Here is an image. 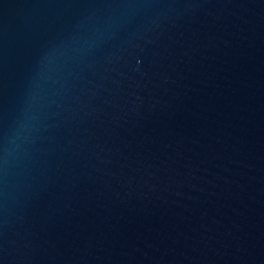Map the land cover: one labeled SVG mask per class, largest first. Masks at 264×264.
Listing matches in <instances>:
<instances>
[{
    "label": "water",
    "instance_id": "1",
    "mask_svg": "<svg viewBox=\"0 0 264 264\" xmlns=\"http://www.w3.org/2000/svg\"><path fill=\"white\" fill-rule=\"evenodd\" d=\"M0 264H264V0H0Z\"/></svg>",
    "mask_w": 264,
    "mask_h": 264
}]
</instances>
